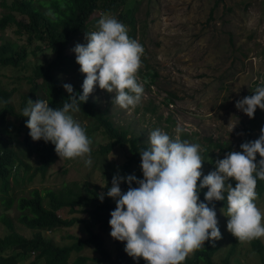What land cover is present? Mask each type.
Here are the masks:
<instances>
[{"label":"rangeland","instance_id":"obj_1","mask_svg":"<svg viewBox=\"0 0 264 264\" xmlns=\"http://www.w3.org/2000/svg\"><path fill=\"white\" fill-rule=\"evenodd\" d=\"M3 1L0 0V19L5 12L1 5ZM11 1L5 0L6 4ZM105 14L122 22L128 36L137 40L144 49L136 75L144 91L135 107L121 108L112 101L114 93L101 90L98 85L89 95L102 109H108L117 126L128 129L131 136L134 134L147 144L149 134L156 129L166 132L173 139L179 136L181 141L199 144L204 160L203 175L215 170L216 160L223 159L229 152L241 151L242 143L259 138L260 129L264 127V110L257 108L254 118H249L235 107V103L252 95L258 86L264 84V0H129L125 8L111 13L98 9L89 22V32L97 30L98 21ZM16 15L20 22L28 21L26 17ZM20 30L13 24L0 30L2 43L25 44L28 51L18 68L0 66V89L13 92L12 103L17 110H20L23 96L29 94L30 85L26 78L37 65L46 67L55 59V54L39 41L27 44ZM86 43L85 33L71 39L66 49L68 59L54 66L55 76L62 85L70 84L73 90L82 87L85 79L73 49L77 44ZM37 47L41 50L34 54ZM41 96L38 94L34 102L42 100ZM69 114L85 128L92 141L91 166H86L81 158L60 160L57 157L45 173L38 172L33 181H28L33 170L41 166L42 160L36 152L24 149V133L19 134V123L12 120L15 148L18 151L24 149L20 159L29 168H12L13 177L18 182L14 183L11 179L8 197L15 200L21 196L29 197L33 189H51L66 197L72 190L73 193L80 192L82 202H85L90 190L102 194L107 186H112V178L117 173L143 178L140 156L139 162L126 170L130 156L128 148L115 147L112 151L102 152V148L112 142L104 128L80 111ZM41 140H32L33 148L41 144ZM216 143L223 147L217 148ZM260 159L257 154L256 161ZM124 184H120L122 193L127 190ZM112 201L116 207L113 198ZM254 202L264 213V193L257 195ZM44 204L50 206L47 198ZM1 212L13 218L16 215L14 208L6 210L3 205H0ZM58 214L80 221L68 228L42 232L44 237L59 246L71 245L75 238H89L84 224L89 220L88 213L82 208L76 209L73 214L61 209ZM228 219L226 212L217 217L222 237L215 241L219 246L215 258L218 264H222L232 245L233 235L227 230ZM13 221L21 235L26 238L34 235L33 231L22 227L15 219ZM90 227L96 242L114 258L119 244L110 236L111 231H105L94 221ZM4 235L5 227L0 222V237ZM258 239L264 246V237ZM236 240L231 264H260V255L252 249L253 239L246 242ZM77 255L72 254L71 262ZM80 255L90 259L100 258L94 246H86ZM87 264L101 263L89 261ZM140 264H146V261Z\"/></svg>","mask_w":264,"mask_h":264},{"label":"clouds","instance_id":"obj_2","mask_svg":"<svg viewBox=\"0 0 264 264\" xmlns=\"http://www.w3.org/2000/svg\"><path fill=\"white\" fill-rule=\"evenodd\" d=\"M85 39L86 45L77 44L73 49L85 75L82 94H74L72 85L63 84L69 96L62 109L29 99L22 117L27 118L33 141L51 142L60 160L81 158L91 166L92 141L69 112L80 111L81 102H87L96 85L114 93L112 101L121 108L135 107L144 91L136 78L144 49L110 14L103 15L97 30L85 33ZM235 107L254 118L257 108L264 110V84L238 100ZM148 144L147 149L139 150L143 178L117 173L106 193L116 203L110 213V236L126 242L128 256L142 258L146 264H183L205 241L222 238L217 213L209 207L213 201L226 200L227 230L236 239L246 242L264 237V213L254 202L257 180H264V127L258 139L240 145L241 151L216 160L215 170L207 175L201 171L204 160L199 144L181 141L179 136L173 139L160 129L151 131ZM121 182L128 183L126 192L122 193ZM133 182L138 186L132 187ZM204 188L207 203L200 201ZM99 199L103 201V193Z\"/></svg>","mask_w":264,"mask_h":264},{"label":"trees","instance_id":"obj_3","mask_svg":"<svg viewBox=\"0 0 264 264\" xmlns=\"http://www.w3.org/2000/svg\"><path fill=\"white\" fill-rule=\"evenodd\" d=\"M129 0H12L6 4L5 0L1 3L5 8L4 16L0 19V30H5L10 25H16L21 30L23 37H26L27 44L39 41L44 44L45 48L55 54L53 62L44 67L37 65L28 78L30 85L29 94L22 98L20 110L12 103L13 92L0 89V205L6 210L15 209V218L8 216L6 212L0 213V222L5 227V235L0 237V264H19L29 261L28 264H87L89 261L99 262L101 264H140L144 260L134 259L127 255L124 251L126 242L116 241L119 246L116 249L113 258L96 242L95 234L91 231L90 223L97 222L105 231H111L109 220L110 213L115 210L112 198L106 195L111 186L105 188L104 199L101 201L99 197L102 194L94 190H90V196L85 202H82L80 192L73 193L69 190L66 197L59 196L53 190L30 191V196L8 197L10 190V181L14 179V183L18 182L13 177L12 168L16 166H29L20 159V153L26 148L30 153L36 152L42 160L41 166L35 168L29 176L28 181H33L38 172L45 173L54 163L58 155L55 153V146L51 142L41 140L33 148L32 138L29 135V129L26 127V117H22V110L27 106L28 100L33 102L38 94H42L41 99L49 103V107L62 109L63 104L67 100L69 94L63 88L62 83L55 76L54 66L62 64L68 59L66 49L74 37L81 33L89 32V22L92 15L98 10L103 9L107 13L125 8ZM134 2L140 0H132ZM51 13V15H49ZM22 15L28 21L20 22L17 15ZM18 32V31H17ZM37 47L33 51L34 54ZM28 55L25 44L20 46L13 42H1L0 40V66H13L18 68L20 63L26 59ZM74 94H82V87H77ZM80 112L86 117L93 119L99 127L104 128L107 136L112 140L107 146L102 148V152L112 151L115 147L128 148L130 156L125 165L126 170L139 162V150L147 149L149 145L141 142L140 137L130 134L129 130L121 126H117L112 120V116L108 109H102L96 101L88 97L86 103L80 105ZM72 111L70 110L69 113ZM19 123V134L24 133L22 144L23 150L18 151L15 148L13 140V122ZM25 129V130H24ZM217 148H222L220 143L215 144ZM17 164V165H16ZM202 170V169H201ZM200 178L198 184L202 181ZM235 187V181L231 182ZM128 190L127 182L124 184ZM132 187H137L135 182ZM126 190V191H127ZM257 195L264 193V180H257L255 189ZM207 188L200 191V201L207 203L204 194ZM49 200V205L44 204L45 199ZM209 207H214L217 217L222 212H226L227 203L225 201H213ZM82 208L88 213V221L84 222L87 226L89 238H75V242L71 245L59 246L52 239L46 238L42 232L52 231L55 229L68 228L80 220L78 218L66 219L58 214L62 209H67L73 214L76 209ZM19 225L34 232L31 238L21 235L15 228L13 220ZM232 245L222 260V264H231V259L235 253L237 240L231 236ZM86 246H94V250L100 258L90 259L80 255ZM252 249L260 255V264H264V246L259 239H253ZM219 246L215 241H205V244L198 250L194 251L191 257H187L183 264H218L215 258L218 255ZM73 253L78 254L71 262Z\"/></svg>","mask_w":264,"mask_h":264}]
</instances>
